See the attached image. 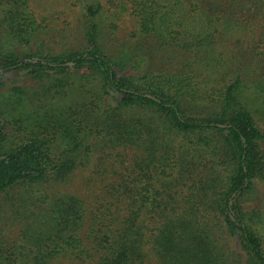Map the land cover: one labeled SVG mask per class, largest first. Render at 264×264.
I'll return each mask as SVG.
<instances>
[{
	"label": "trees",
	"instance_id": "obj_1",
	"mask_svg": "<svg viewBox=\"0 0 264 264\" xmlns=\"http://www.w3.org/2000/svg\"><path fill=\"white\" fill-rule=\"evenodd\" d=\"M78 23L43 54L29 0H0V264H264V0H82ZM93 162L101 207L53 192Z\"/></svg>",
	"mask_w": 264,
	"mask_h": 264
},
{
	"label": "rangeland",
	"instance_id": "obj_2",
	"mask_svg": "<svg viewBox=\"0 0 264 264\" xmlns=\"http://www.w3.org/2000/svg\"><path fill=\"white\" fill-rule=\"evenodd\" d=\"M99 1L107 9L110 6L114 7V2L118 3L119 0H93ZM30 8L33 10L38 24L45 30L43 40H40L42 46L41 53L56 52L60 53L70 48L76 35H73L77 31L78 20L80 18L82 0H29ZM120 35L128 36L134 27L131 19L128 16H124L122 21L119 23ZM38 41L31 45V49L35 52L38 49ZM19 48V47H18ZM20 50V49H19ZM10 86L18 85L28 82L25 80L23 73L15 72L11 73L7 77ZM127 156L126 159H131ZM97 162H93L91 167L87 170L77 171L67 183L57 184L53 187V192L56 194H67L71 193L82 197L87 201L90 209L101 207L103 201L108 197L110 189H107L108 184L111 181L116 180V176L112 174L103 175L102 172L107 173V170L100 171L95 168ZM127 163H129L127 161ZM100 174V178L94 175ZM102 178V179H101ZM115 218H119V212L116 214V209L113 208ZM1 226L6 235V240H12L19 233V227L17 225H7L2 222Z\"/></svg>",
	"mask_w": 264,
	"mask_h": 264
}]
</instances>
